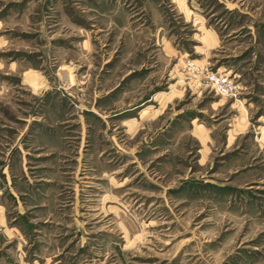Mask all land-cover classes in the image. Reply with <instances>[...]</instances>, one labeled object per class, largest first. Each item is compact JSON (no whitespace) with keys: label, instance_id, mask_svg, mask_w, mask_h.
Returning <instances> with one entry per match:
<instances>
[{"label":"rangeland","instance_id":"374dc122","mask_svg":"<svg viewBox=\"0 0 264 264\" xmlns=\"http://www.w3.org/2000/svg\"><path fill=\"white\" fill-rule=\"evenodd\" d=\"M0 264H264V0H0Z\"/></svg>","mask_w":264,"mask_h":264},{"label":"built area","instance_id":"2783aa9c","mask_svg":"<svg viewBox=\"0 0 264 264\" xmlns=\"http://www.w3.org/2000/svg\"><path fill=\"white\" fill-rule=\"evenodd\" d=\"M214 91L221 96H230L234 91V85L226 76H217L212 80Z\"/></svg>","mask_w":264,"mask_h":264}]
</instances>
